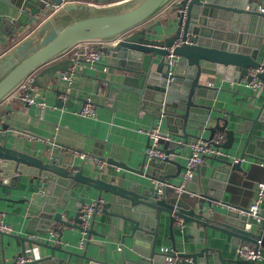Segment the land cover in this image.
Listing matches in <instances>:
<instances>
[{"label": "water", "instance_id": "obj_1", "mask_svg": "<svg viewBox=\"0 0 264 264\" xmlns=\"http://www.w3.org/2000/svg\"><path fill=\"white\" fill-rule=\"evenodd\" d=\"M60 3V0H18L13 5L19 12L14 22L20 32L27 24L36 25L0 55V131L8 126L4 122L5 110L12 108L7 99L27 77L33 75L32 84L38 89L46 88L48 83L60 81V72L73 65V55L67 54L73 47L83 42H105L104 65L122 76L115 81L119 92L134 91L139 110L152 119L150 128L154 121H159L169 132V140L160 139L157 143L167 157L148 158L145 153L140 163L142 169H137L93 155L95 160H105L109 167L134 171L154 181L139 190L136 182H129L135 187L124 184V174L123 181H119L117 175L102 176L104 168L90 161L77 162L68 145L51 141L50 149L32 155L1 139L0 218L6 212L1 202L14 201L24 204L29 228L48 230L56 224L81 230L80 207L84 199L75 198L71 192H81L78 186L84 185L97 191L99 212L106 216L105 222L110 226L106 234L98 233L93 227L98 213L95 212L88 236L106 235L113 239L120 229L124 231L120 242L124 236L130 237L134 251L133 256H126L122 249L120 257L110 260L109 255H116L115 250L99 244L101 258L83 255L89 264H154L164 261L167 255L181 258L178 264H258L257 260L237 253L234 258H224L219 248L208 245L178 252L174 228L180 220L182 226H189L192 236L204 232L202 239L193 236V242L201 244H206L207 229H211L230 236L237 245L245 244L254 251L264 248V204L259 228L251 230L246 228L251 220L240 213L247 203L237 195L249 196L254 184L264 181V157L254 153L256 147L264 149V129L261 134L253 133L256 124L264 126V99L254 115H236L215 106L219 102L218 88L201 79V74L232 73L236 82L250 81L253 76L249 71L258 69L255 77L264 83V0H96V4L74 2L61 6ZM53 4L59 7L47 14ZM162 12L167 17L154 20ZM11 22L5 18L4 29ZM17 37L16 34L14 39ZM169 53L175 57L172 65L167 61ZM55 91L60 93L57 88ZM57 102L68 105L70 99ZM231 115L242 122L233 126ZM205 130L208 140L216 133L224 134V141L218 145L224 150H231L232 144L240 141V157L245 159L204 157L216 162L210 174L205 175V166L200 163L182 190L176 191L173 187L176 184L169 179L182 177L184 165L168 155L177 154V149L202 137ZM238 134L245 135L244 139ZM171 165L175 166L173 173L169 170ZM19 186L26 191L24 197L11 199L10 189ZM65 195L79 201L72 222L63 218L66 209L60 207ZM220 205L230 208L217 210ZM162 214L168 216V238L172 245L169 253L156 249ZM58 232L60 238L61 230ZM4 235L0 231V236ZM9 235L19 241L21 254H26V242L39 243L17 233ZM141 244L143 247L138 248ZM49 247L64 251L60 243ZM24 264H65V260L43 255Z\"/></svg>", "mask_w": 264, "mask_h": 264}, {"label": "crops", "instance_id": "obj_2", "mask_svg": "<svg viewBox=\"0 0 264 264\" xmlns=\"http://www.w3.org/2000/svg\"><path fill=\"white\" fill-rule=\"evenodd\" d=\"M17 3L18 0H0V55L9 50L16 41L24 37L36 25L35 23L27 24L23 32L19 31V26L14 22L19 16V12L13 7ZM165 17H167L166 12H162L154 20H162ZM5 18L12 21L10 23L11 26L6 27V29H4ZM16 34L18 37L14 39ZM105 63L106 56H103L96 68L90 67L85 61H80L76 64L78 72L73 76L70 83L62 80L52 81L48 83L46 88L39 89L40 95L47 105L42 114H40L38 107L33 104L27 107L26 112H23L20 110V104L14 101L11 102L12 108L5 110L4 115V122L8 126L0 131V140L7 139L9 146L32 155L50 149L53 145L51 141L68 145L77 162L85 159L90 161L92 165L98 166L99 164L101 168H104L102 176L117 175L120 176L119 181H123L121 176L124 174L125 179L123 182L125 185L131 187V183L136 182L138 184L137 189L141 190L144 187L150 186L154 181L134 171L113 165L109 167V164L105 160H95L93 158V155H102L104 159H114L115 161L125 163L129 167L141 168L142 165L140 163L148 147V136L139 130L149 129L152 122L149 115L143 110H139L138 97L134 91L122 90L119 92L115 81H120L122 76L118 74L116 69L104 65ZM201 79L210 86L218 88L217 99L219 102L215 106L220 107L222 110L233 112L236 115H254L257 107L264 99V91L254 93L242 81L236 82L232 73L201 74ZM56 88L60 90V93L66 94V98L61 99L62 101L65 102L70 99L68 105L57 102V99H60V93L55 91ZM86 101H90L94 105V116L80 117L76 115L74 111L79 109ZM229 119L233 123V126L235 123L242 122L235 115L229 116ZM155 124H159L160 128L169 134L163 122L154 121L153 125ZM11 126L21 130H16L11 128ZM261 129H264V126L256 124L253 133L261 134ZM190 132L194 133L195 131L190 130ZM207 135L208 132L205 130L201 138H205ZM236 136L242 139L245 137L242 134ZM250 140H254V138L250 137ZM76 151L78 152L76 153ZM189 151V146L185 144L182 148L177 149V154H172L169 157L185 165ZM225 151L228 155L223 158L231 160L234 157L238 158L242 151V143L240 141L234 142L231 150ZM78 153H84L86 155L85 158L83 159ZM254 153L264 157V149L256 147ZM215 164L216 162L212 158L204 159L202 165L205 166V175L210 174ZM169 170L173 173L175 166L171 165ZM181 171H183V168ZM86 172H88V169H86ZM169 181L178 185L181 183V177L177 176L169 179ZM256 185L257 183L254 184L247 197L244 194L237 193L239 199L243 203H247V206L255 195ZM78 187L82 188L81 192L73 190L71 192L72 196L77 199L83 198V204L96 201V190L84 185H79ZM25 193V189L19 186L16 190L10 189L9 197L13 200H18L24 197ZM78 205V200L75 201L67 198L65 195L60 201V207H65L66 209L63 218L71 220L72 215L78 209ZM1 207H3V211H6L3 213L1 221L12 226V233L27 237L29 234H36L38 236L37 242L40 245H38L39 243H25L26 254L30 258L51 255L53 258L59 257V259L65 260V264H89L87 258L83 255L101 258L99 244L106 245L109 250H115L116 255L113 257L109 255L110 260L120 257L119 253L122 249L125 251L126 256H133L132 254H134L133 241L130 237L124 236L123 242H120L121 235H124L122 234L124 233L123 230L117 229L113 239L108 238L106 235L99 236L93 234L84 237L78 229L62 227L56 224H52V227L48 230H38L27 226L28 220L23 212L24 204L14 201L1 202ZM228 207L230 208V206ZM228 207L220 205L217 207V210L227 209ZM60 211L62 210L60 209ZM105 220L106 216L104 214L101 212L96 214L93 227L98 233L106 234L109 231L110 226ZM54 227L61 230V235L58 239L57 236L55 237L51 233L55 229ZM188 227L187 225L182 226L179 224L174 228L176 251H191L203 245H208L216 249L219 248L224 258L230 259L235 257L237 244L231 242L230 236L219 231L207 229V242L206 244H201L193 242V238L198 237L202 239L204 232L199 231L197 235L193 234V237L189 233ZM258 228L259 222L253 223L250 229L256 231ZM168 235V216L162 214L156 243L158 251L162 252V248L165 246L168 247L170 252L172 251ZM82 239L85 242L84 247L79 245ZM58 243L61 244L64 251L60 252L49 247ZM137 246L138 248L143 247L142 244L141 246ZM260 252L264 254L263 247L260 248ZM18 253H20V243L18 240L12 239L9 234H5L3 237L0 236V264H9ZM154 264L166 263L162 261L161 263ZM226 264L233 263L226 262ZM258 264L262 263L258 261Z\"/></svg>", "mask_w": 264, "mask_h": 264}, {"label": "built area", "instance_id": "obj_3", "mask_svg": "<svg viewBox=\"0 0 264 264\" xmlns=\"http://www.w3.org/2000/svg\"><path fill=\"white\" fill-rule=\"evenodd\" d=\"M61 3L59 4L64 5L66 3H74V2H84V3H91L96 4V0H60ZM59 5L53 4L51 10H55L59 7ZM48 12V14L50 13ZM261 11V10H260ZM47 15V14H46ZM107 45L105 42H83L75 47H73L67 54L73 55V65L67 71L60 72V79L66 83H70L73 79V76L78 72L76 68V64L80 61H85L90 65L92 68H96V66L100 63L101 59L104 56V48ZM172 48H170V51ZM167 61L172 65L174 64L175 57L169 53L167 56ZM259 71L258 69H251L249 74L253 76L252 80L246 81L242 80L243 83L246 84L247 87L252 89L254 93H258L264 91V83L255 77L256 72ZM33 75L27 77L23 83L20 85L19 89L16 90L7 100L8 102H16L20 104V110L26 112V109L30 105H35L38 107L40 114L44 112L47 105L42 96L40 95V91L37 87L33 86L32 84ZM60 99H65L66 94L60 93ZM76 115L80 117H92L95 114L94 105L90 101H86L79 109L74 111ZM139 131L144 132L147 134L148 138L150 139V146L146 149V154L148 158H159L164 159L167 157L165 152L159 148L158 140L166 139L169 140L170 136L166 131H163L160 128L159 124H155L153 127L149 129H140ZM224 141V134L219 132L216 133L211 140L205 138H196L193 142L188 143L189 146V155L187 156L186 163L183 168V176L181 177V183L173 186L176 191H181L183 185L186 181L190 180L191 177L194 175L195 168L198 164L202 163L204 157L207 156H216V157H225L227 156V152L218 146L220 143ZM178 143H181V140H178ZM78 151H76L77 153ZM83 159L85 158L84 153H78ZM170 156V155H168ZM244 157H234L233 161L244 160ZM99 166V164H98ZM264 204V181L259 182L256 185L255 195L247 206L245 210H240L242 215H245L251 220V222L246 223V228L250 229L253 223H258L260 220V211ZM101 204L99 202H90L85 203L80 207L81 211V234L84 237H87L88 233L87 230L90 227L92 216L95 212H99ZM229 208V207H228ZM2 217L0 218V231L4 234H12V226L6 224L1 221ZM181 224L180 220H177L176 225ZM57 239L59 238L58 229H54L51 232ZM28 238L33 239L35 241L38 240V236L36 234H29ZM79 245L81 247L85 246L84 240H80ZM163 252L169 253L170 250L167 246L162 248ZM235 253L240 255L246 259H255L260 261L264 264V254L258 251H254L249 246L245 244H240L236 246ZM30 258L27 254H16L9 264H24L27 261H30ZM166 264H178L181 261L179 257L173 256H165L164 258Z\"/></svg>", "mask_w": 264, "mask_h": 264}]
</instances>
